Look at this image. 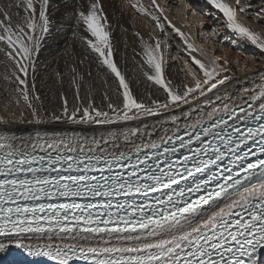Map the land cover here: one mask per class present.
I'll use <instances>...</instances> for the list:
<instances>
[{
    "label": "snow or ice",
    "instance_id": "snow-or-ice-1",
    "mask_svg": "<svg viewBox=\"0 0 264 264\" xmlns=\"http://www.w3.org/2000/svg\"><path fill=\"white\" fill-rule=\"evenodd\" d=\"M205 3L213 33L223 26L264 57V0ZM126 7L148 25L133 32L131 72L103 0H0L5 111L20 124L73 126L0 132V260L264 264V67L229 94L228 67L192 55L165 5ZM64 25L74 62L44 82L43 53ZM173 32L191 57L178 82Z\"/></svg>",
    "mask_w": 264,
    "mask_h": 264
},
{
    "label": "bare ground",
    "instance_id": "bare-ground-1",
    "mask_svg": "<svg viewBox=\"0 0 264 264\" xmlns=\"http://www.w3.org/2000/svg\"><path fill=\"white\" fill-rule=\"evenodd\" d=\"M127 2L128 0H103V3L105 4V7L108 11L110 18L114 21V34L119 43L120 51L122 54L126 56L128 60L127 64H122V67L127 68L128 71L131 72L133 70V67H132L133 62L131 60V57L133 56V47H135L136 49H139L140 47L139 43L136 42L133 37V32L136 30H139L141 33H147L148 25L143 19L138 18L133 10L126 7ZM192 2L193 4L198 3L199 7L201 5L206 4L205 0H192ZM202 17L205 18V16H202ZM201 21H203V25L201 24ZM211 22H209L206 19H197L195 23L198 24V28H200L201 30H204L207 28L208 25H210ZM253 26L258 27L254 23H253ZM175 28H178L181 32H183L185 34V37H190V43H192L193 46L195 47L194 36L196 34V31L194 30L193 27L190 28V30L179 28L178 26H175ZM125 29H127V31H125ZM215 32L217 33V36L218 34L219 36L220 34L224 35L223 38L226 39L225 41L227 42V46L228 45L230 46L228 48L226 46L225 49L223 48L224 50L223 52H225V55L227 56V58L229 56L230 57L232 56L234 59H237V56L239 53L237 49L241 48L243 42H238L237 38L233 37L232 35L231 37L233 39V42L229 41L230 39L227 37L226 35L227 31L224 27L222 29L217 28ZM172 35L174 37L172 41L173 47L169 49V51L171 52V55L175 59L170 60L169 65L171 66V75L173 76L174 80L178 82L179 80L184 79V74L181 71V69L183 67L185 60H190L191 57L188 56V54L184 51V44L181 41L180 37L176 35L174 32L172 33ZM125 38H127L129 41V44L127 47H125L123 43ZM199 51L196 49V51L193 52L192 55L200 58L202 61H204L205 63H208L209 66H211L210 63L207 61V59H205L206 57L201 55L200 53L201 51L200 52ZM261 59H262V62H264V57H262ZM66 62L68 64H71L72 62H74V56H73V50H72L71 32L68 30V27L64 25L62 29L58 30V38L54 40L50 39L48 41V46L46 47L43 53L42 62H41V70H40V75L43 77V81L49 82V77L53 76L54 71L57 68L63 70ZM242 65H244V63ZM221 75L231 76L228 72L226 73L222 72ZM251 76L253 75H249L248 77H251ZM252 83L253 82L250 80L245 81L244 76L239 79L234 78L232 87L228 89V92L229 94H231L235 92L237 89H242L246 86L251 87ZM43 86L44 85L42 82L41 89H43ZM7 103H8L7 99L4 97L2 91H0V116H5L9 121V123L6 125L0 124V132H8L10 134L16 135L17 137L27 139L28 137H35L37 131L41 133L45 131L49 133L51 132L63 133L65 131H70L73 128L72 125H65V124H60V123L47 124V125H41V126L28 125L26 123L20 124L14 119L12 112L5 111L4 106ZM14 111L16 110L13 109V112ZM19 254L20 252L14 251L12 256L15 257V256H18Z\"/></svg>",
    "mask_w": 264,
    "mask_h": 264
},
{
    "label": "rangeland",
    "instance_id": "rangeland-1",
    "mask_svg": "<svg viewBox=\"0 0 264 264\" xmlns=\"http://www.w3.org/2000/svg\"><path fill=\"white\" fill-rule=\"evenodd\" d=\"M157 1L160 4L165 5V14L172 24L178 26L179 28L187 30H190V28L192 27L194 28V30L196 31V34L194 36V45L198 51H201L199 52L201 53V55L206 57L204 58L207 59L209 63L214 56H218L220 58V62L224 63L228 67V73L236 79H239L243 76L248 77L249 75H255L256 68L264 67V62H262V57L260 56L258 50H256L253 46L245 45L244 43H242L241 48L237 49V51L239 52L237 59H234L232 56H229L230 58H227L225 52H223V48L225 49L227 46V42L225 41L226 39L223 38L224 35L220 34L219 36L218 34L217 36L216 32L213 33L212 28L213 25L217 23V21L211 19L208 16L209 8L207 6L205 7L206 4L199 7L198 3L193 4L192 0ZM202 16H205V18H203ZM197 19H206L209 22H212L207 26L206 29L201 30L200 28H198V24L195 23ZM245 20H247V18H245ZM219 23L221 25L223 24L222 21ZM220 28L222 29L223 26L218 27V29ZM226 35L230 39L229 41L233 42L231 34L227 32ZM228 47L230 46L228 45L227 48ZM237 61H239V63H237ZM243 63L244 65H242ZM249 68H253L254 71L249 72L247 70Z\"/></svg>",
    "mask_w": 264,
    "mask_h": 264
}]
</instances>
